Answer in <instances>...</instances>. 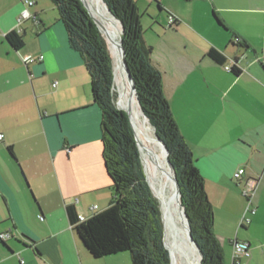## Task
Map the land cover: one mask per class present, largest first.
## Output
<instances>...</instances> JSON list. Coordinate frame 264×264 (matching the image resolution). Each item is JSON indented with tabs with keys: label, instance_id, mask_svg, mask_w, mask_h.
Returning <instances> with one entry per match:
<instances>
[{
	"label": "crops",
	"instance_id": "0c3cea01",
	"mask_svg": "<svg viewBox=\"0 0 264 264\" xmlns=\"http://www.w3.org/2000/svg\"><path fill=\"white\" fill-rule=\"evenodd\" d=\"M25 1L0 0V234L10 235L0 241V264H131L126 253L93 258L69 221L67 207L90 218L113 197L102 116L54 5L48 0L56 13L48 18L40 0H30L34 19L17 26ZM133 4L142 29L148 15L157 35L149 42L143 29L163 96L203 179L223 263L233 264L236 239L250 252L239 264H264V0ZM162 12L166 29H154ZM168 15L176 20L171 28ZM12 31L23 36L19 51L5 39ZM211 49L224 65L207 57ZM233 64L238 74L224 69ZM239 169L257 181L250 206L233 179Z\"/></svg>",
	"mask_w": 264,
	"mask_h": 264
},
{
	"label": "trees",
	"instance_id": "16d2710c",
	"mask_svg": "<svg viewBox=\"0 0 264 264\" xmlns=\"http://www.w3.org/2000/svg\"><path fill=\"white\" fill-rule=\"evenodd\" d=\"M50 2L64 25L69 48L79 54L91 79L93 100L102 116L103 160L113 193L106 209L82 223L78 222L73 208L67 207L69 221L93 258L128 252L131 264H171L172 247L165 232L162 243L159 204L145 180L126 112L114 106L113 56L109 46L77 0ZM102 2L122 23L125 63L134 80L145 119L168 149V159L179 183V203L187 216L192 239L202 253L201 263L224 264L213 232V210L203 188V179L163 96L162 74L151 62L152 48L143 40V29L133 1ZM5 39L15 51L24 47L23 36L14 31ZM207 57L219 65L225 64V59L212 49ZM230 72L239 73L235 64ZM162 215L164 217L163 212Z\"/></svg>",
	"mask_w": 264,
	"mask_h": 264
},
{
	"label": "bare ground",
	"instance_id": "6f19581e",
	"mask_svg": "<svg viewBox=\"0 0 264 264\" xmlns=\"http://www.w3.org/2000/svg\"><path fill=\"white\" fill-rule=\"evenodd\" d=\"M80 2L86 6L89 17L98 26V30L100 28L101 32L99 30V33H102V36L111 48L113 54V92L115 93V104L117 108L126 112L130 127L132 126L135 132L140 131L145 134L149 141V149H142L141 159L143 163H148L150 159L156 165V170L153 169L148 178L150 184H152V195L156 198V202L159 204L158 209L159 214H161V224L163 225V212L166 229L172 237L173 264H200V256L193 243L187 238V227L183 210L179 203L180 193H178L177 183L169 168L166 153L156 138L154 128L143 118V115L139 110L134 80L126 66L125 53L121 48L120 25L118 27L119 23H117V21L111 16L106 5L101 0H80ZM125 72L128 77L131 92L135 99L132 98L130 89L127 86ZM137 149L139 152L138 143ZM142 168L146 177L143 165Z\"/></svg>",
	"mask_w": 264,
	"mask_h": 264
},
{
	"label": "built area",
	"instance_id": "2783aa9c",
	"mask_svg": "<svg viewBox=\"0 0 264 264\" xmlns=\"http://www.w3.org/2000/svg\"><path fill=\"white\" fill-rule=\"evenodd\" d=\"M34 6V2L27 0L24 2V8L20 12L18 18H17V26H21L25 21H28L30 19H34V17L30 14L29 8ZM176 25V20L173 15L167 16V28H171ZM43 60V56L40 55L38 58L33 57H27L24 62L25 64L33 63L34 61H41ZM236 65V64H235ZM224 69L228 72H230L231 67L225 66ZM55 86V85H53ZM245 174V171L243 169L237 170L233 174V179L241 186V195L246 199L248 205L252 203V200L254 198L256 188H257V181L253 179H244L243 176ZM92 212H96L97 206L92 207ZM250 215H254L256 210L255 208H249L247 209ZM88 218L84 216H78V222L82 223L86 221ZM243 223L248 224L249 219L244 218ZM10 238V235L8 233H1L0 234V241H6ZM232 247V262L233 264H239L241 259L249 258L250 252H249V244L247 242L233 240L231 242ZM22 263V262H21Z\"/></svg>",
	"mask_w": 264,
	"mask_h": 264
},
{
	"label": "rangeland",
	"instance_id": "374dc122",
	"mask_svg": "<svg viewBox=\"0 0 264 264\" xmlns=\"http://www.w3.org/2000/svg\"><path fill=\"white\" fill-rule=\"evenodd\" d=\"M134 1H136V0H133V2ZM40 2H41V6H43V8L45 9V12H46V16L48 17V18H52L54 15H56V13L53 11V9H52V6H51V4H50V2L48 1V0H40ZM91 17H92V15H91ZM93 18V17H92ZM94 19V18H93ZM166 13L165 12H162V13H160V15H159V18H158V21L156 22V23H153V27H154V29H161V27L164 29H166ZM149 17H148V15H144L143 16V18H142V25H143V29L144 30H147V32H146V39L149 41V42H155L156 40H157V35H154L151 31H150V29H149V27H147V26H149ZM118 23V22H117ZM61 25H62V27H63V29L65 30V28H64V25L61 23ZM161 26V27H159V26ZM118 27H119V24H118ZM120 29V28H119ZM103 37V36H102ZM104 38V37H103ZM121 39H122V37H121ZM106 41V40H105ZM107 42V41H106ZM107 44H108V42H107ZM108 46H109V44H108ZM109 49H110V52L112 53V51H111V48H110V46H109ZM112 56H113V54H112ZM112 64H113V58H112ZM125 74H126V72H125ZM126 77H127V74H126ZM127 86L129 87V89H130V86H129V82H128V77H127ZM130 92H131V89H130ZM113 94H114V103H115V93L113 92ZM131 96H132V98L133 99H135L134 98V96H133V94H132V92H131ZM139 110H140V108H139ZM120 111V110H119ZM143 118L145 119V117L143 116ZM148 121V120H147ZM131 124V123H130ZM132 127V126H131ZM132 130H133V127H132ZM133 133H134V136H135V138H136V140H137V143H138V146H139V156H140V160H141V163H142V165L144 166V168H145V174H146V179H147V182H148V185H149V187H150V189H151V192H152V184H150V181H149V178H148V176H149V174L151 173V171L154 169V170H156V165H155V163L153 162V161H151L150 159H149V162L148 163H143L142 162V159H141V151H142V149L144 148V149H149V141H148V139H147V137H146V135L145 134H143L142 132H140V131H137V132H135L134 130H133ZM152 194H153V192H152ZM155 198V197H154ZM176 198H177V195H176ZM155 200H156V198H155ZM178 200V199H177ZM164 218V217H163ZM163 228H164V232H165V234L168 236V240H169V242H170V244H171V247L173 246V241H172V237H171V235H170V233L167 231V229H166V226H165V223H164V219H163ZM173 248V247H172ZM172 248H171V250H172ZM125 255H129L128 254V252L125 254ZM171 264H173V259H172V253H171Z\"/></svg>",
	"mask_w": 264,
	"mask_h": 264
},
{
	"label": "water",
	"instance_id": "95a60500",
	"mask_svg": "<svg viewBox=\"0 0 264 264\" xmlns=\"http://www.w3.org/2000/svg\"><path fill=\"white\" fill-rule=\"evenodd\" d=\"M79 3H81L80 2V0H77ZM102 1V0H101ZM81 5L83 6V8L86 10V6L83 4V3H81ZM86 12H87V10H86ZM108 12L111 14V12L108 10ZM88 13V12H87ZM111 16L119 23V25H120V29H121V37H122V35H123V26H122V23L118 20V19H116L112 14H111ZM92 20V19H91ZM92 22H93V20H92ZM94 24H95V22H93ZM95 26H96V28L98 29V26L95 24ZM99 31V30H98ZM121 48H122V50H123V52H124V48H123V45H122V41H121ZM125 53V52H124ZM112 74H113V83H114V73H113V66H112ZM137 103H138V106H139V108H140V111H141V113H142V115H144V113H143V111H142V109H141V107H140V103H139V101H138V99H137ZM114 106H115V108L116 109H118L117 108V106H116V104L114 103ZM144 117H145V115H144ZM146 118V117H145ZM147 119V118H146ZM156 138H157V140L159 141V143H160V145L162 146V148H163V150L165 151V153H166V156H167V159H168V156H169V153H168V149H167V147H166V145L163 143V141L156 135ZM134 139V142H135V144H136V147H137V143H136V140H135V138H133ZM168 164H169V168H170V170L172 171V173H173V175H174V178H175V181H176V183H177V188H178V193H179V183H178V179H177V177H176V174H175V170H174V167H173V165H172V163L170 162V160L168 159ZM145 180H146V178H145ZM147 182V181H146ZM151 191V190H150ZM151 194H152V192H151ZM153 196V195H152ZM182 210H183V214H184V219H185V223H186V227H187V238H188V240L189 241H191L192 243H193V245H194V247L196 248V250H197V252H198V254H199V256H200V264H202L201 263V261H202V253H201V251H200V249L198 248V246H197V244L194 242V240L192 239V236H191V230H190V227H189V223H188V219H187V216H186V214H185V211H184V208H183V206H182ZM161 223H162V221H161ZM163 228H162V243H163ZM163 246H164V244H163Z\"/></svg>",
	"mask_w": 264,
	"mask_h": 264
}]
</instances>
